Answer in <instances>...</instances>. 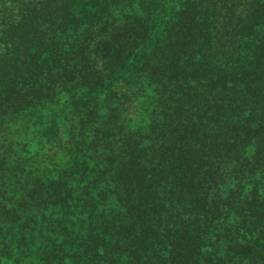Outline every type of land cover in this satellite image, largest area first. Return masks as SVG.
<instances>
[{
	"label": "trees",
	"instance_id": "16d2710c",
	"mask_svg": "<svg viewBox=\"0 0 264 264\" xmlns=\"http://www.w3.org/2000/svg\"><path fill=\"white\" fill-rule=\"evenodd\" d=\"M0 264H264V0H0Z\"/></svg>",
	"mask_w": 264,
	"mask_h": 264
},
{
	"label": "rangeland",
	"instance_id": "374dc122",
	"mask_svg": "<svg viewBox=\"0 0 264 264\" xmlns=\"http://www.w3.org/2000/svg\"><path fill=\"white\" fill-rule=\"evenodd\" d=\"M6 123H7L8 127L13 132L16 131L15 135L17 137H19V139L32 138V136L35 133V131H37L41 127L40 124H32L30 126H27V129H25L24 126H23L24 125L23 121L20 118H18V117L8 118ZM34 143H35V141L33 140L32 141L33 146L35 145ZM41 156H42L41 159H42V161H43L45 166H47V167L49 166L50 168L55 166L54 163L57 160H50L49 161V158H47L45 156L44 151H41Z\"/></svg>",
	"mask_w": 264,
	"mask_h": 264
}]
</instances>
